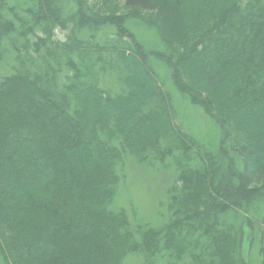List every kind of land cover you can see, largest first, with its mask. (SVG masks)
<instances>
[{
	"label": "trees",
	"instance_id": "16d2710c",
	"mask_svg": "<svg viewBox=\"0 0 264 264\" xmlns=\"http://www.w3.org/2000/svg\"><path fill=\"white\" fill-rule=\"evenodd\" d=\"M61 2L0 0V60L6 45L15 62L0 77L4 251L14 264H122L128 254L143 264L163 255L168 264H235L240 236L221 215L248 209L264 192V183L251 187L264 181V0H123L154 13L173 84L221 125L241 158L239 172L231 160L226 172L218 161L211 166L209 152L173 124L170 100L126 16L73 0L77 12L65 21ZM106 25L116 40L102 45L94 32ZM59 27L68 30L64 40L55 38ZM107 70L119 93L100 87ZM43 131L49 141L35 151L30 133ZM167 157L183 165L180 184L168 191L169 220L161 230L132 227L113 207L125 162Z\"/></svg>",
	"mask_w": 264,
	"mask_h": 264
},
{
	"label": "rangeland",
	"instance_id": "374dc122",
	"mask_svg": "<svg viewBox=\"0 0 264 264\" xmlns=\"http://www.w3.org/2000/svg\"><path fill=\"white\" fill-rule=\"evenodd\" d=\"M85 1L91 9L101 14L126 16V29L133 34L135 40L147 53V65L155 76L156 82L170 100L173 124L197 142L202 150L209 152L206 159L211 166L215 161H218L221 172H226V167L231 160L233 161V172L241 171V158L231 149V144L224 137L221 125L203 108L192 103L188 94L182 93L173 84L172 70L165 63L166 59L164 61L160 58L163 53L167 54L168 47L155 31L154 13L137 7L126 8L123 6V0H111L109 5H103L102 0ZM61 5L65 21L70 20L77 12V4L73 0H62ZM68 25L71 27V22ZM67 33L68 30L59 27L55 29L54 35L56 39L64 40ZM94 36V40L102 45L115 43L116 40L114 28L107 25L94 32ZM84 38L91 39L87 34ZM5 47L7 51H4L0 60V77L10 74L15 65L13 51L9 46L5 45ZM109 72L107 70L100 73L99 85L107 93H119L120 87L115 82L113 73ZM12 107L11 103L6 106L10 110ZM20 119L15 118L13 127ZM261 120L256 118L255 121L260 123ZM48 126L50 127V125ZM30 135L29 141L35 151L43 148L45 143L49 141L48 131H43V135L38 134V132H31ZM192 155V158L198 163L196 154ZM190 165L194 166L193 163ZM182 170L183 165L181 163L176 164L172 157H167L164 162L147 159L144 163H137L134 159L128 158L124 165L125 178L116 188L113 207L116 210L122 209L127 212L132 227L145 225L156 230L163 229L170 216L171 201L168 191L173 185L180 184L178 175L181 174ZM234 177H232L233 183L236 182ZM263 183L262 179L257 178L252 180L251 187L259 189ZM261 196V198L253 201L248 209L232 208L221 215L224 222L236 230L240 236V246L236 252L235 264H261L259 232L260 218L264 216V192ZM62 205H65L64 202ZM3 246L4 243L0 237V264H14L12 254H9L8 251L5 252ZM122 264H143V260L137 254H128L123 259ZM157 264H168L167 257L164 255L159 257Z\"/></svg>",
	"mask_w": 264,
	"mask_h": 264
}]
</instances>
